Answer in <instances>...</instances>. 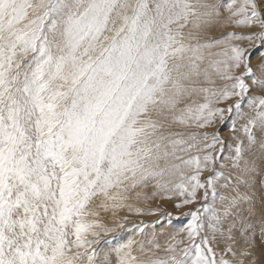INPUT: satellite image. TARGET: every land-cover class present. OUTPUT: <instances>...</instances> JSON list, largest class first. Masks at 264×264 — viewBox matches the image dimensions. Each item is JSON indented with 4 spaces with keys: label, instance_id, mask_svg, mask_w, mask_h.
Masks as SVG:
<instances>
[{
    "label": "rangeland",
    "instance_id": "374dc122",
    "mask_svg": "<svg viewBox=\"0 0 264 264\" xmlns=\"http://www.w3.org/2000/svg\"><path fill=\"white\" fill-rule=\"evenodd\" d=\"M0 264H264V0H0Z\"/></svg>",
    "mask_w": 264,
    "mask_h": 264
}]
</instances>
